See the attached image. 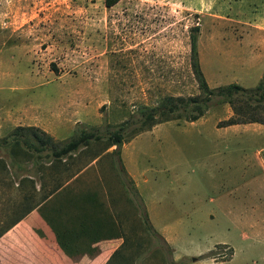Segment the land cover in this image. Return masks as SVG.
Wrapping results in <instances>:
<instances>
[{
  "label": "rangeland",
  "instance_id": "1",
  "mask_svg": "<svg viewBox=\"0 0 264 264\" xmlns=\"http://www.w3.org/2000/svg\"><path fill=\"white\" fill-rule=\"evenodd\" d=\"M250 19L264 23V0H0V136L17 124L53 128L54 113L62 110L73 123L55 127L61 140L75 133L76 122L113 128L141 104L197 93L189 66L192 25L199 27L198 57L208 85L225 83L246 55L227 40L243 36ZM227 106L212 101L195 120H165L123 142L132 192L123 189L105 151L71 185L76 193L95 190L121 222L129 246L122 262L137 257L140 264H173L175 255L188 264H219L191 257L213 241L233 239L238 215L264 231V164L257 160L259 154L264 161V131L216 126ZM22 158V169H0V226L19 214L21 194L30 187L27 179L17 183L31 171ZM88 158L83 154L71 168ZM57 175L64 172L43 174V190ZM139 204L172 249L159 247L142 228Z\"/></svg>",
  "mask_w": 264,
  "mask_h": 264
},
{
  "label": "trees",
  "instance_id": "2",
  "mask_svg": "<svg viewBox=\"0 0 264 264\" xmlns=\"http://www.w3.org/2000/svg\"><path fill=\"white\" fill-rule=\"evenodd\" d=\"M115 1L104 0V3L111 5ZM198 29V25H192L188 30L189 66L197 84V93L165 94L154 104H141L131 118L121 120L113 128L92 127L86 129L77 127L79 122H76L75 133L61 140L54 139L50 134L34 125L21 124L15 125L7 134L0 136V169H6L8 166L22 169L23 165L18 158L24 156L26 159L22 158V163L28 162L31 169L29 172H23L24 174L22 173L17 181L20 186L24 179L30 181V187L21 194L23 207L16 217L0 226V235L57 189L70 202L78 230L87 242L107 238L112 234L116 235L118 229L123 233L120 228L121 222L108 214L106 208H101L102 202L99 201L95 190L91 193H76L74 191L72 193L71 189L69 190L71 183L77 181V178L90 166L93 160L98 159L103 151L111 147L107 152L113 159V169L118 174L123 189L132 192L134 187L123 166L120 147L123 142L128 141L137 133L149 129L154 124L171 119L195 120L206 112L212 101L226 102L231 110L230 115L219 120L217 125L251 121L264 124V72L258 82L251 87H245L236 82L208 85L199 63ZM83 154L88 155L89 158L71 168L70 165L80 159ZM41 158H45L46 165H40ZM47 170L57 171L59 174L64 172V175L53 176L52 185L43 190L44 181L42 178ZM35 177L39 182L38 188L35 187ZM39 189H42L41 192L34 196L35 191H39ZM86 204L89 205L86 206ZM83 205L85 207L82 210ZM135 206L141 214L139 222L142 228L152 236L161 237L150 224L145 208L142 205ZM102 213H106L107 217H99ZM96 232L99 234L96 235ZM118 251L116 248L106 263ZM215 252L217 251L210 250L200 256H214ZM231 252V248H229L226 255L229 256Z\"/></svg>",
  "mask_w": 264,
  "mask_h": 264
},
{
  "label": "crops",
  "instance_id": "3",
  "mask_svg": "<svg viewBox=\"0 0 264 264\" xmlns=\"http://www.w3.org/2000/svg\"><path fill=\"white\" fill-rule=\"evenodd\" d=\"M243 29H245L243 36H232L227 40L228 44L231 42L245 50L246 55L238 62L239 67L236 73L225 83L236 82L242 86L251 87L258 82L264 72V37L262 35L264 23L261 20L250 19ZM227 51L224 49V53ZM250 68L256 70L253 75L248 73ZM225 112L227 116L230 115L229 106ZM66 113L62 110L54 113L53 128L37 123L21 125H34L56 139L58 138L55 129L57 125L68 123L71 126L73 123L65 120ZM217 122L216 126H227L217 125ZM241 124L252 125L264 131V124L255 121L228 125ZM110 149L111 147L105 152ZM257 156L259 163L264 164L259 154ZM69 190L74 191L72 186ZM99 201L102 202L104 209L103 201L100 199ZM84 207L85 205L82 210ZM235 221L238 222L239 227H235L233 239H221V241L209 243L200 249L202 251H198L194 259L204 257L219 264H264V231L257 230L256 223L248 221L243 215L236 216ZM117 232L116 235L112 234L107 238L87 242L78 230L70 202L57 189L0 235V264H140V260L136 261L137 257L122 262L121 258L129 246L125 244L124 232L122 233L119 229ZM156 232L162 237L161 239V237L151 235L156 239V244L162 249L165 247L172 249L164 232L159 229ZM97 234L99 233L96 232ZM116 248L119 250L118 255L115 254L106 263ZM229 248L232 252L227 256ZM210 250L217 252L214 256H200ZM170 260L173 264H188L187 261L180 260L175 255H171Z\"/></svg>",
  "mask_w": 264,
  "mask_h": 264
},
{
  "label": "water",
  "instance_id": "4",
  "mask_svg": "<svg viewBox=\"0 0 264 264\" xmlns=\"http://www.w3.org/2000/svg\"><path fill=\"white\" fill-rule=\"evenodd\" d=\"M192 259H194V256L193 257H191Z\"/></svg>",
  "mask_w": 264,
  "mask_h": 264
}]
</instances>
